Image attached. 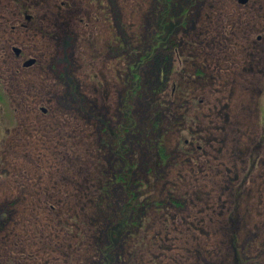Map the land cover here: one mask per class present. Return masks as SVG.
Returning a JSON list of instances; mask_svg holds the SVG:
<instances>
[{
    "label": "rangeland",
    "instance_id": "rangeland-1",
    "mask_svg": "<svg viewBox=\"0 0 264 264\" xmlns=\"http://www.w3.org/2000/svg\"><path fill=\"white\" fill-rule=\"evenodd\" d=\"M25 1L0 264H264V0Z\"/></svg>",
    "mask_w": 264,
    "mask_h": 264
},
{
    "label": "flooded vegetation",
    "instance_id": "flooded-vegetation-1",
    "mask_svg": "<svg viewBox=\"0 0 264 264\" xmlns=\"http://www.w3.org/2000/svg\"><path fill=\"white\" fill-rule=\"evenodd\" d=\"M58 2L63 7L71 4L70 1ZM54 7V4L51 5L52 15L55 13ZM37 17L25 0H7L5 4L0 2V91L3 92L0 93V103L4 98L17 101V93L8 87L9 78L25 77L42 62V57L34 50V47L42 45V37L49 40L59 38L57 26H47L46 20ZM45 26L47 29L43 28ZM256 39L260 41L261 37ZM19 110L22 112V109ZM15 112L18 113V109ZM41 112L43 115L48 113L44 108H41ZM8 133L10 135V131Z\"/></svg>",
    "mask_w": 264,
    "mask_h": 264
},
{
    "label": "water",
    "instance_id": "water-1",
    "mask_svg": "<svg viewBox=\"0 0 264 264\" xmlns=\"http://www.w3.org/2000/svg\"><path fill=\"white\" fill-rule=\"evenodd\" d=\"M246 1L247 0H238V2L240 3V4H244V3H246ZM30 64V63H29Z\"/></svg>",
    "mask_w": 264,
    "mask_h": 264
},
{
    "label": "trees",
    "instance_id": "trees-1",
    "mask_svg": "<svg viewBox=\"0 0 264 264\" xmlns=\"http://www.w3.org/2000/svg\"><path fill=\"white\" fill-rule=\"evenodd\" d=\"M166 50H167V48H166Z\"/></svg>",
    "mask_w": 264,
    "mask_h": 264
}]
</instances>
